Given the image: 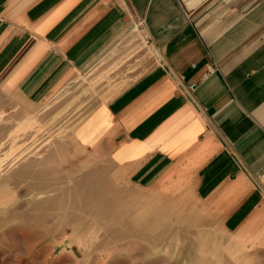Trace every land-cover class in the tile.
Returning a JSON list of instances; mask_svg holds the SVG:
<instances>
[{
    "label": "crops",
    "instance_id": "obj_1",
    "mask_svg": "<svg viewBox=\"0 0 264 264\" xmlns=\"http://www.w3.org/2000/svg\"><path fill=\"white\" fill-rule=\"evenodd\" d=\"M134 27L150 54L76 137L142 194L146 225L160 210L162 239L264 256V0H0V91L41 102Z\"/></svg>",
    "mask_w": 264,
    "mask_h": 264
},
{
    "label": "rangeland",
    "instance_id": "obj_2",
    "mask_svg": "<svg viewBox=\"0 0 264 264\" xmlns=\"http://www.w3.org/2000/svg\"><path fill=\"white\" fill-rule=\"evenodd\" d=\"M146 42L134 27L41 102L0 91V264H215L211 241L162 239L160 210L146 225L142 194L113 175L96 137L75 135L119 79L142 66ZM261 251L229 263L263 264Z\"/></svg>",
    "mask_w": 264,
    "mask_h": 264
},
{
    "label": "built area",
    "instance_id": "obj_3",
    "mask_svg": "<svg viewBox=\"0 0 264 264\" xmlns=\"http://www.w3.org/2000/svg\"><path fill=\"white\" fill-rule=\"evenodd\" d=\"M261 179L264 181V172L261 175Z\"/></svg>",
    "mask_w": 264,
    "mask_h": 264
}]
</instances>
